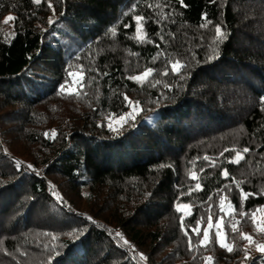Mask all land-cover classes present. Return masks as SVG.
<instances>
[{
	"label": "trees",
	"instance_id": "1",
	"mask_svg": "<svg viewBox=\"0 0 264 264\" xmlns=\"http://www.w3.org/2000/svg\"><path fill=\"white\" fill-rule=\"evenodd\" d=\"M78 68L85 84L65 94ZM125 96L141 110L110 128ZM261 98L264 0H0V264H264L241 238L264 232L244 222L233 251L215 233L199 246L222 197L248 223L264 207Z\"/></svg>",
	"mask_w": 264,
	"mask_h": 264
},
{
	"label": "snow or ice",
	"instance_id": "2",
	"mask_svg": "<svg viewBox=\"0 0 264 264\" xmlns=\"http://www.w3.org/2000/svg\"><path fill=\"white\" fill-rule=\"evenodd\" d=\"M32 2L35 3V4H37V5H40L42 3V0H32ZM181 2H182V0H181ZM210 2H215V0H210ZM48 7L49 8H52L51 3L48 4ZM54 11L55 10L53 9V12ZM14 19H15L14 17L9 16L4 21V23H8L9 21H12ZM143 19L144 18L141 17V16H137L136 17V23H137L136 32H137V35L134 37V39H136V40H138L140 42H144V38L141 35H139V33L141 32V28H142V25L140 24V21L143 20ZM204 19L206 20L207 17L205 16ZM50 23H52V21H50ZM203 26L204 25H202V27ZM216 34H217L218 37H223L224 36V33L221 31L220 27H216ZM180 67H183V65H180V63L178 61L172 65L173 71H179V68ZM151 72H152L151 69H147L141 76L131 77V79H134V80H136L138 82L139 81H143L148 76L151 75ZM164 74L167 75V72H165ZM69 75H72V73H69ZM61 91L63 92V91H65V89L62 88ZM69 94H71V93H69ZM124 99L126 101H128V103L130 105H132V113H136V112H138V111L141 110L139 108L138 103L134 104L132 101L128 100V97L127 96H125ZM261 101L264 102V98H261ZM132 113H129L127 117H124V116L119 117V120L117 121V123H119L120 121H123L124 123H127L128 122V119H134L135 117H134V115ZM120 126L123 127V124H120ZM109 127L111 128V124H109ZM111 130L116 131L117 129H111ZM45 135H47V133ZM55 135H56V133H55V131H53L52 132V138H55ZM225 151H229V149H225ZM231 151H234L235 152V156L233 158L229 159L228 162L229 163H239V161L244 158V154L245 153H248L250 151V149L244 148L242 151H236L235 149H232ZM221 155H223V153H221ZM204 159L205 160H209L208 157H205ZM210 163H211V165L213 167L215 166V161L214 160L210 161ZM29 167H31V166H29ZM222 174H223V176L225 178H227L228 175H229V172H228L227 169H225ZM191 178L192 179H198V177L195 174H193ZM225 187H227V185H225ZM239 187H240V185L237 184V188H239ZM200 189H201L200 183H196L193 186V189L192 190H200ZM192 190L189 191V193H188L189 195L191 194V191ZM229 191H231L230 188H229ZM250 195H252V193H246V192L243 191V189H240L241 203L243 204V201H246ZM225 199H227V197H222V199H221V205H223ZM180 207L187 208V207H189V205H182ZM228 207L230 209H232L231 202H229ZM177 210L178 211L180 210L179 207H178ZM222 210H223V207H222ZM233 211H234V209H233ZM259 211H262V210L258 209L257 212H259ZM241 214L243 215L244 213H241ZM251 218L253 220V223H256V213H252L251 214ZM237 224H239V221H237ZM181 227H183V217L181 218ZM256 227H257V231L258 232L259 231H264V228H261V226L258 223H256ZM212 228H213V225L211 223V217H209L208 229H205L204 230L203 237L199 241V246L200 247H206L209 243H211L212 236L210 234V229H212ZM232 230L235 232L236 231V227L233 226ZM192 231L197 236L200 235L199 226H197L196 228L192 229ZM116 235H119V233H117ZM185 235H188L187 230H185ZM215 236H216V239H217V243L220 245V247L225 248L228 252L233 251L232 246L229 245V244H227L224 240L221 239V229L219 227V221H218L217 226H216ZM241 238L244 239V240H247L249 242V244H251V243L254 242L252 240V237L251 236H249L247 234H244V233H241ZM125 243H127V242L125 241ZM189 246H190V249H191V246H192V239H191V237H189ZM257 251H259L261 253H264V245H257ZM248 258L249 257L247 255V253H245V259H248ZM211 259H212L211 257L206 258L207 264H210Z\"/></svg>",
	"mask_w": 264,
	"mask_h": 264
},
{
	"label": "rangeland",
	"instance_id": "3",
	"mask_svg": "<svg viewBox=\"0 0 264 264\" xmlns=\"http://www.w3.org/2000/svg\"><path fill=\"white\" fill-rule=\"evenodd\" d=\"M9 16H11V15L6 16L4 18V21ZM7 24L11 25V21H9ZM84 84H85V74L80 69L79 70L76 69V71L72 72V75L69 76V81L67 82V84L64 87V89H65L64 93L65 94H69V93L77 94L81 91L80 89L82 88V86H84ZM130 108H131L130 113H132V105L130 106ZM137 113L138 112L132 113V114L134 116H136ZM127 116L128 115H126L124 117H127ZM118 120H119V118H117V117H116V119L115 118L110 119L108 124H111V127L118 128V127H120V124H124L123 121H120L119 123H117ZM36 170H38V174L40 175V177H44V170L43 169L37 168ZM49 188L52 191L53 197L56 201H61V200L66 199V197L64 196V194L62 193L60 188L54 182L51 181L49 183ZM72 199H74V201H76L78 203V205L76 207H78L80 209H88L86 200L85 199L83 200L82 195H81V200H76V198H73V197H72ZM180 206H182V205L178 206L180 209L179 211L185 215L187 213L188 207L183 208ZM223 209H224L223 216H219L216 220H214L213 218L211 219V223L213 225V228L210 229V234L212 236L215 233L216 226H217V223L219 221V227L221 229V239L224 240L229 245H231V242L227 241L228 235L229 234L234 235V234H236V232H238L239 229H241V228L243 229V222H244L245 227L250 228L251 230H254V231H255L254 228L256 227V223H258L261 226V228H264V207L259 208L262 211L257 212L258 209L253 211V213H256V223H253V220L251 218V221H249V223L251 222L252 224H250V225L246 219L244 220V215H242L241 213H235L233 211V208L230 209L228 207V203H226V201H224V203H223ZM84 215L88 218L89 221L97 222V220L94 217H92L91 215H89L87 213H85ZM232 215H236L238 217V219L240 220V226L237 227L235 232L229 226L230 217ZM208 224H209V222H208ZM208 224H207V227L205 229H208ZM248 225H249V227H248ZM253 225H254V227H253ZM256 231H257V227H256ZM260 232H264V231H259V232L257 231V233H260ZM249 236H251V235H249ZM251 237H252V240L254 242L251 244H249V242H247L246 249L249 251V253L255 254V253L259 252V251H257V245H260V244H257L255 242L256 241V240H254L255 236H251Z\"/></svg>",
	"mask_w": 264,
	"mask_h": 264
},
{
	"label": "built area",
	"instance_id": "4",
	"mask_svg": "<svg viewBox=\"0 0 264 264\" xmlns=\"http://www.w3.org/2000/svg\"><path fill=\"white\" fill-rule=\"evenodd\" d=\"M237 221H239V224H237ZM229 226L231 229L233 228V226H235L236 229H237V227L240 226V220L238 219V217L236 215H232L230 217Z\"/></svg>",
	"mask_w": 264,
	"mask_h": 264
}]
</instances>
